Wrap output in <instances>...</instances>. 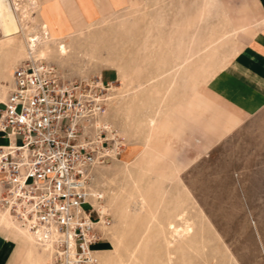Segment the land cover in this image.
I'll use <instances>...</instances> for the list:
<instances>
[{"label":"rangeland","instance_id":"obj_1","mask_svg":"<svg viewBox=\"0 0 264 264\" xmlns=\"http://www.w3.org/2000/svg\"><path fill=\"white\" fill-rule=\"evenodd\" d=\"M202 2L138 1L50 43L44 60L66 78L103 75L107 82L112 77L105 73L113 72L118 79L106 120L125 147L94 171V204L113 219L97 264H139L135 257L161 264L167 224L186 221L195 232L176 251V264H264V109L240 118L221 138L207 128L214 115L221 121L234 115L207 86L249 36L234 38L221 5L240 21L248 14L254 25L260 16L250 0H207L209 8ZM19 3L30 11L29 31L39 32V8ZM202 10L206 17L198 22ZM0 35V46H11ZM27 58L26 52L14 56L15 62ZM200 101L203 108L193 111L190 104ZM167 119L170 129L151 140L152 127ZM180 214L184 223L176 222ZM18 260L24 263L22 252Z\"/></svg>","mask_w":264,"mask_h":264},{"label":"built area","instance_id":"obj_2","mask_svg":"<svg viewBox=\"0 0 264 264\" xmlns=\"http://www.w3.org/2000/svg\"><path fill=\"white\" fill-rule=\"evenodd\" d=\"M117 81L66 78L30 56L0 103V208L51 245V264H97L107 240L113 219L95 206L93 184L125 147L105 121Z\"/></svg>","mask_w":264,"mask_h":264},{"label":"crops","instance_id":"obj_3","mask_svg":"<svg viewBox=\"0 0 264 264\" xmlns=\"http://www.w3.org/2000/svg\"><path fill=\"white\" fill-rule=\"evenodd\" d=\"M34 1H36V7L39 8V17L37 14V18L40 21V29L42 26L46 27L48 35L53 40L60 41L98 24L108 16L130 9L135 2L142 0ZM250 3L259 13L260 23L258 25L252 23V18L248 14L247 16L245 14L246 17L242 19L243 21L238 20L221 5L229 27L234 32V38L240 33L246 35L249 33V36L242 47H234L230 59L211 78L212 80L210 79L207 86L215 99L222 102L223 105H228L234 112L233 117H226L225 120L221 121V116L214 115L207 121L208 130L218 133L219 138L235 129L240 118L252 117L264 109V0H250ZM201 7L209 8L210 5L207 0H203ZM214 10V13L221 17L218 5ZM205 17L206 13L202 10L201 19L196 21L202 22ZM193 20L195 21L194 17ZM188 25L190 27L193 23ZM26 31L27 34H34L29 29ZM2 38L6 39L2 42H9L6 37ZM0 51H7L3 57L0 54V103H2L6 100L11 88L12 70L19 63L15 62L14 56H24L25 52H20L14 46H0ZM108 69L114 70L113 68ZM214 73L202 81L203 85H206ZM105 74L112 77L109 81L118 80L113 72ZM99 77L104 80L103 75ZM3 82H6L7 85H2ZM204 104L203 101H200L190 104V107L194 111L203 108ZM192 110L189 109L188 112H192ZM171 124L172 120L167 119L159 126L154 125L153 133L149 138L152 140L156 136L162 139ZM5 144H7V139L0 134V145ZM7 218L4 213H0V264H18V253L20 252L25 256L23 264H45L44 253L37 249L29 236L20 234L14 226H11Z\"/></svg>","mask_w":264,"mask_h":264},{"label":"bare ground","instance_id":"obj_4","mask_svg":"<svg viewBox=\"0 0 264 264\" xmlns=\"http://www.w3.org/2000/svg\"><path fill=\"white\" fill-rule=\"evenodd\" d=\"M15 9H17L19 14V20L15 16V12L13 9V4L11 0H0V32L1 34L7 38L10 42L9 44L16 46V48L20 52H26L28 57L32 56L35 59H46L48 55L51 53V45L53 42V38L48 35L47 28L42 26L40 31L34 34H27L28 29V21L30 22V11L26 5L22 6L19 3V0H13ZM31 4L36 7V1L30 0ZM29 6V5H28ZM44 28V30H43ZM59 54L62 56L66 55V51L63 49L59 50ZM118 90V87L114 86V90ZM114 99V97L112 98ZM107 114L105 115L106 125H110V122L107 119ZM124 152V150H123ZM94 194V192H93ZM95 195V194H94ZM98 207L97 205H95ZM99 209L101 214H105L107 211ZM1 212L4 213L8 218L11 226H14L20 233H24L30 237L33 244L40 249V251L44 252L49 257V263L52 261V250L51 245L43 241V237L41 235H36L31 233L27 228L23 227L19 222H17L12 215L6 211L1 209ZM185 222V215H178L176 222ZM185 226L176 224L175 222H169L164 230L169 236L164 239V251L163 256L160 259L161 264H176V251L180 249L182 245H187L188 240L194 235V224L190 222H185ZM110 227L104 228V233L106 235L107 230ZM98 255V254H97ZM47 256L46 259L48 258ZM136 262L142 264V262L137 258ZM125 264V263H124Z\"/></svg>","mask_w":264,"mask_h":264}]
</instances>
